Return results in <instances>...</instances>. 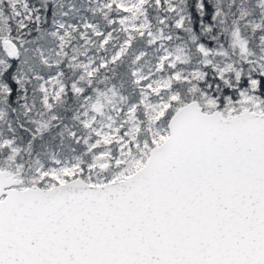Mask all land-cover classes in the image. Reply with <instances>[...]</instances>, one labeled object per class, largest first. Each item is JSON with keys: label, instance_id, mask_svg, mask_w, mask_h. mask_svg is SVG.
<instances>
[{"label": "snow or ice", "instance_id": "6c2138e0", "mask_svg": "<svg viewBox=\"0 0 264 264\" xmlns=\"http://www.w3.org/2000/svg\"><path fill=\"white\" fill-rule=\"evenodd\" d=\"M0 264H264V0H0Z\"/></svg>", "mask_w": 264, "mask_h": 264}]
</instances>
